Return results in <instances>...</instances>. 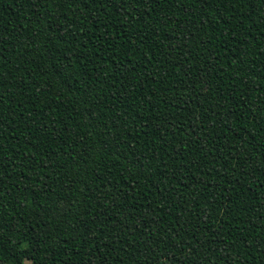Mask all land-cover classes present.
<instances>
[{"label":"trees","instance_id":"1","mask_svg":"<svg viewBox=\"0 0 264 264\" xmlns=\"http://www.w3.org/2000/svg\"><path fill=\"white\" fill-rule=\"evenodd\" d=\"M0 264H264V0H0Z\"/></svg>","mask_w":264,"mask_h":264}]
</instances>
